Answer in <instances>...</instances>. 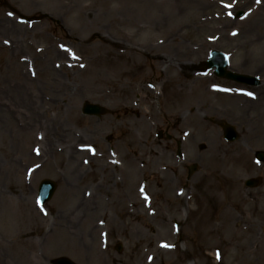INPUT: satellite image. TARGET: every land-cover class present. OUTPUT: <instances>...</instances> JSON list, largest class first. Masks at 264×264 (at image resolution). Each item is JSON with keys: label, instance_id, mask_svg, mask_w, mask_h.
Listing matches in <instances>:
<instances>
[{"label": "rangeland", "instance_id": "obj_1", "mask_svg": "<svg viewBox=\"0 0 264 264\" xmlns=\"http://www.w3.org/2000/svg\"><path fill=\"white\" fill-rule=\"evenodd\" d=\"M40 1L45 4L44 7L33 4L32 0H0V20L8 18L11 21L0 31V117L3 118L0 123V244L11 262L16 264L19 245L29 235L19 226H10L2 204V201L8 200L15 211L20 203L29 204L36 216L39 214L42 218L43 233H33L31 238L37 243L34 249H25L35 263L52 264L54 260L65 257L75 264H143L141 258L146 242L137 243L127 237L130 225L154 237L161 234V220H146L141 216L144 209L137 212L139 207H131V204L140 200L144 192L149 195L152 205L158 207L165 203L167 190L175 183L180 189L189 191L190 199L187 209L182 202L178 205L181 218L165 213L164 220L168 221L166 226L169 230L183 229L188 212L191 220L200 223L203 220L199 219L203 205L201 197L204 194L214 195L215 189L222 187L227 191L226 197L234 203L235 211L241 203L240 199L246 201L242 216L255 225L253 234L264 238V217L255 214L258 209L251 201L262 200L264 215V164L256 163L254 158L256 152L264 151V107L248 112L242 108L245 110L239 111L233 98L244 88L198 72L209 53L218 50L230 57L232 71L258 75L264 81V0H185L187 24L179 42H183L186 49L196 48L195 56L187 59L184 57L186 49L177 47L158 51L156 55L174 65L169 73L171 80L163 88L162 69V72L151 73L143 85L135 81L131 90L123 91L119 90L117 83L124 75L120 63L126 59L120 46L128 49H135V46L121 39L114 24L115 14L109 15L106 9L99 7L98 0L83 2L82 5L88 6L85 11L78 3L79 7L71 6V11L63 14L51 11L57 2L60 4L64 0ZM116 3L119 4L118 1ZM239 12L248 14L238 20ZM151 14L148 12L142 17L148 21ZM216 14L231 19L232 25L227 30L231 38L226 35L225 39H220L217 35L216 18H213ZM82 16L87 19L85 25L80 22ZM24 18L32 23H22ZM93 21L97 22L92 25ZM98 21L103 24V32L96 28ZM101 37L118 47L111 45L110 49L103 50L100 47ZM142 40L143 37H140L139 43ZM56 51L67 54V57L58 58ZM140 64L153 66L152 60L147 57L140 60ZM184 66L187 68L182 71ZM115 68L120 76L117 81ZM50 70L66 85V91L52 87L48 76ZM174 79H180L185 87L177 89ZM149 84L156 87L160 84L159 93L144 92ZM216 85L226 86L230 89L229 94H217L213 89ZM249 89L255 95L262 93L264 100V86ZM185 96L193 97L194 101L198 99L200 110L198 103L191 101V107L179 116L171 106L176 100L184 102ZM84 102L106 107L109 115L101 119L83 116L81 107ZM148 108L158 115L156 122L142 118V113ZM139 120L148 123V129L140 123L137 125ZM47 121H54V124ZM220 122H228L238 129L240 139L236 143L224 141ZM131 124L135 125L133 134L120 130V126ZM160 132L164 134L162 139L157 137ZM24 133L38 134L42 142L48 138V141L55 142V146L45 151L41 143H30L35 146L32 153L36 157L29 162L25 158V150L31 145L23 138ZM165 134L171 135L172 139L167 140ZM134 141H141V145L138 147ZM179 142L181 157L178 155ZM214 143L220 144L219 150L212 147ZM74 146L87 151L88 159L78 157L75 163L73 160L77 156L71 152ZM158 153L165 158L162 159ZM68 162L75 165L83 163L76 169L79 181L75 184L69 180ZM190 168H196L197 172L188 177ZM18 172L26 177L32 175V181L27 180L23 186ZM104 175L113 179L97 190ZM129 177L132 182H128ZM256 177L262 178V186L256 190L246 188V180ZM45 179L54 181L58 188L51 202L40 207L36 196L40 182ZM64 184L77 186L81 192L88 190V197L93 198L88 200V204L72 203L64 196ZM136 186L139 190L136 199H133V193L128 188ZM126 197H129L128 201ZM123 201L126 206L124 213L120 207ZM78 205L81 207L76 210ZM87 207L100 230L94 238L85 233L87 227L83 222ZM70 210L75 211L74 215L67 218L64 214ZM219 210V207L214 210L212 227L204 229L202 235L196 232L191 238L196 247L200 238L205 245H212L220 237L222 241L217 249L218 252L223 251L228 238L220 236ZM61 215L70 221V232L84 246L86 240L81 235L86 236L88 254L80 257L70 252L54 251L52 239L46 235H53L56 220ZM27 216L31 219L30 212ZM198 229L203 228L200 225ZM183 239L184 233L177 244L180 250L184 249ZM175 257L178 255H161L155 264H172ZM208 264L244 263L232 251L226 258L222 257L220 263L212 258Z\"/></svg>", "mask_w": 264, "mask_h": 264}, {"label": "bare ground", "instance_id": "obj_2", "mask_svg": "<svg viewBox=\"0 0 264 264\" xmlns=\"http://www.w3.org/2000/svg\"><path fill=\"white\" fill-rule=\"evenodd\" d=\"M87 0H73L72 3H70L69 0H64L60 4L57 2L55 8L51 11L55 14H63L66 12L71 11V6L73 7H79L78 3L81 4V9L85 11L88 6L82 5L83 2H86ZM99 7H103V10H107L108 14H115V21L114 24L116 25L118 29V34L120 35L121 39L125 42H128L135 46V49L131 48H124L120 46V49L123 50L122 55L125 56V61L120 63V69L124 75L122 76L119 81H117L118 72L117 68H115L116 75L115 79L117 83L120 86V91L123 90H131L135 81H137L138 85H143L144 81H146L147 77L153 73V72H162V69H164L163 76V82L162 86L164 88V85L168 82V80H171L169 77V73L171 70H173V66L170 63H168L162 56L156 55L158 51H162L165 49H171V47H177L178 49H186L183 42H179V36H181L184 33V28L186 23V4L185 0H98ZM119 2L116 3V2ZM203 1V0H202ZM32 3L43 6L44 3H42L40 0H32ZM95 5H97L96 2H94ZM202 3V2H200ZM196 4V3H195ZM105 5V6H104ZM116 5V6H114ZM209 5V4H206ZM197 7V5H196ZM198 8V7H197ZM148 12H152L151 18L146 21V18L142 17ZM149 15V14H148ZM147 15V17H148ZM213 18L215 19V23L217 24L216 31L218 32L217 35L221 39H225L226 35L229 38L232 36L230 35V31L227 33V30L229 26L232 25V21L230 18L224 16L223 14H216ZM100 20V18H99ZM0 31H3L5 25H9L11 21L8 18H2L0 20ZM102 21V20H101ZM100 21V22H101ZM80 22L82 24L87 23V19L85 17L80 18ZM97 21H93L92 25L96 23ZM98 21V25L96 26L97 30L100 32L104 31L103 24ZM204 24V23H203ZM204 26V25H203ZM140 37H143V40L141 43H139ZM161 39V40H158ZM236 39V38H235ZM102 43H100V47L103 48V50H108L111 48V45H114V47H118L116 44H113L111 42H108V40H104L102 37L101 39ZM14 45L17 44V41L14 40ZM55 46V45H53ZM59 47H57L58 50ZM197 51L196 48H187L184 52L185 58H193L195 56V52ZM55 54L58 58L63 59L67 57V54H63L62 52L56 51ZM55 54L53 56H55ZM182 55V53H181ZM180 55V56H181ZM144 57L149 58L153 62V66H147L144 64H140V60H142ZM67 59V58H66ZM183 59V57H182ZM186 60V59H183ZM136 61H139L137 63ZM187 68V66H184V68H181L182 71H184ZM48 76L50 77V82L52 83V87L55 89H60L61 92L66 91V85L59 79V76L53 72V70L48 71ZM116 81L114 82V85H116ZM177 87V89H183L185 86L183 82L180 81V79H174L173 81ZM150 86H146L144 88V92L151 91V93H159L160 87H162L160 84L156 87L152 84H149ZM264 95V94H263ZM262 94L258 97H254L249 99L248 97H240L235 96V100L237 102V107L239 110L242 108H246L247 112L248 110H253L256 108L264 107V100L261 99ZM130 99V97H129ZM184 102H181L179 100H176L173 102L171 108L175 109L179 113L182 114L183 111H186L189 107H191V101L193 100V97L188 98V96H185ZM196 102V101H194ZM132 103V101H131ZM1 105V103H0ZM200 110V106L198 105V111ZM243 111L245 109H242ZM134 111V110H133ZM181 114L179 116H181ZM197 115V114H196ZM196 117V116H194ZM193 117V118H194ZM142 118L148 119L149 122H156L158 120V115L152 111V109L148 108L144 113H142ZM3 118L0 117V123H2ZM261 118L259 119V121ZM50 122L51 125H53L54 121H47V123ZM47 123L45 122L44 125L47 126ZM141 124L142 126L146 127L148 129L149 124L145 123L141 120H139L138 124ZM40 126V128H42ZM135 125H122L120 126V130H125L129 133V135L133 134V129ZM49 129V127L47 126ZM2 129V125H0V131ZM49 133V132H48ZM147 136L149 135V131L146 132ZM23 138L29 145L30 143H34L36 145L42 144L45 148V151L48 149H51L55 146V142L48 141V138L45 139L44 142H42L38 136V134L34 133H24ZM141 141H134V144H136L138 147ZM31 145L29 148L25 150V158L29 162H33L35 160L36 155L32 153L35 146ZM213 148L216 150L220 149V144L214 143ZM72 149V154L77 156L75 160H73L75 163L78 160V157L80 159H88L86 158V155L88 154L87 151H81L77 146H75ZM67 150V149H65ZM98 151H95V154H97ZM152 153V152H151ZM46 154V152H45ZM155 154V152H153ZM159 154V153H158ZM35 156V157H34ZM159 156L164 159L165 156L159 154ZM157 159V157H155ZM73 162H68V176L69 180H71L74 184L75 182H78L77 179L78 172H76V169H79L82 164L79 163V165H75ZM75 167V170H74ZM19 173V172H18ZM104 173H106L104 171ZM34 177V175H33ZM19 179L20 183L25 186L26 185V176L25 174L19 173ZM112 180V176L104 175L102 177V182L99 186L96 187V189H102L104 188L103 184L108 182V180ZM132 182V178L129 177L128 182ZM170 183V182H168ZM169 185V184H167ZM174 186L167 190V195L165 197V203L155 207L149 202V196L146 195L144 192L143 198H141L138 201H134L131 204V207L137 206L139 207L137 209V212L144 209L143 214L141 216L145 217L148 221H157L161 220L160 226V232L161 234H157L156 236L152 237L149 236L147 232H143L141 229H139L135 225H130L128 236L130 240H136L137 243H142L143 241L146 242L145 249H144V256L141 258V261L143 264H155L157 257H160L161 255H165L168 257H172L175 254H177L180 259H176L173 261L172 264H208L210 259H215L218 263L221 262L220 255L216 253L217 245L222 241L219 238L215 239L214 243L212 245H205L203 242V239L200 238L199 242L200 244L198 247L197 245L193 244L191 241V238L197 234L196 232H199V234L202 235V231L205 229H209L213 225V213L216 207L220 208L219 212V231L220 236L226 235V238H228V241L225 242L223 246L222 256L223 258L228 255L232 251H235L237 253V257L240 259L242 263L246 264H264V238L263 236L253 234V229H255V225L252 224L248 218L243 217L244 215V204L246 201L240 199L241 203H239L238 209L235 211L234 203L230 201L226 195L227 191L224 189L222 190V187L215 189L214 195L211 194H204L201 197V201L203 203L202 205V215L199 219H202V221L194 222L191 220L190 212H188V215L185 220V225L183 229H180L178 231H172L169 230L166 224H168V221H165V213L169 212L170 214L174 215L175 218H181V214H178L180 211L179 204L182 202L183 207H186L189 204L190 199V193L189 191H183L180 189V186L175 183ZM237 189V192L241 194ZM138 186L134 188H128L129 192L133 193V199H136ZM63 193L65 198L70 199L72 203L75 201H78V203L88 202V200L92 199L93 197H88V190L79 191L77 186L70 185V184H64L63 186ZM223 194L225 199H223ZM236 195V192H235ZM2 194L0 195V197ZM241 198V197H239ZM127 201L129 200V197H126ZM171 200V202H170ZM185 200V202H184ZM251 201L254 202V205L258 209L255 214L258 217H264L262 213V200L261 199H251ZM22 202V201H21ZM2 204L5 206L3 211L6 213V218L10 222V226H19L21 231L27 232V235H29V238H26L23 240V243H21L20 249L18 251V255L16 258V264H41V263H35V260L26 252L25 249H34L36 243L31 238V235L33 233H37V235H41L42 228L41 224H43L41 216L38 214V217L35 214V210L30 208L29 204H19L18 210H14V206L11 204V202L8 200L7 202L2 201ZM88 204V203H87ZM81 206L78 205L76 210L80 208ZM122 209V213H124V207L125 202H122V205L120 206ZM189 207V206H188ZM187 209V207L185 208ZM89 207H87L86 210V218L84 220V225L87 227L85 233L88 236H92L94 238L98 236L99 234V228L96 226L95 218L93 213L89 212ZM240 210V211H238ZM133 211V210H132ZM187 211V210H186ZM28 212L31 213V219H28L30 217L27 216ZM73 210H70L69 213H65L64 215L67 216V218L74 215ZM131 212V211H130ZM127 213V212H126ZM187 213V212H186ZM61 215L59 219L56 220L55 224V231L52 234H47V238L52 239L53 243V249L55 252H70L72 254L82 256L84 254H88L87 250V244L88 239L84 234L81 236L86 240L85 246L82 244L78 237L72 235L69 228L70 221L67 220V218ZM162 217L158 219L159 217ZM191 218V219H190ZM201 225L203 228L202 230L198 229V227ZM200 230V231H199ZM52 231V230H51ZM184 231V232H182ZM251 232V233H250ZM184 233V249L180 250L177 247L178 242L181 239V236ZM136 237H138L136 239ZM164 245H168L165 247ZM85 248V249H84ZM0 264H13L11 262V259L9 255L4 251L2 245L0 244Z\"/></svg>", "mask_w": 264, "mask_h": 264}, {"label": "water", "instance_id": "obj_3", "mask_svg": "<svg viewBox=\"0 0 264 264\" xmlns=\"http://www.w3.org/2000/svg\"><path fill=\"white\" fill-rule=\"evenodd\" d=\"M227 64L226 62L222 60V55L219 53H214L213 54V59L210 62V64H208V67L211 69L213 67H216L218 70L216 72V74L218 76H227V78H230L232 80H236V81H254L253 78H246V77H242V76H238L232 73H227L225 72V68H226ZM84 113L85 114H90V115H104L106 114V110L99 107V106H94V105H90V104H86L84 106ZM230 140H235L233 136L230 137ZM260 158L262 160H264V155H260ZM258 181L255 180H250L247 185L250 187H255L257 186ZM56 189V185L50 181H45L42 186H41V192L43 194V201L42 202H47L51 199V197L54 194V191ZM55 264H73L71 261L67 260V259H59L55 262Z\"/></svg>", "mask_w": 264, "mask_h": 264}, {"label": "snow or ice", "instance_id": "obj_4", "mask_svg": "<svg viewBox=\"0 0 264 264\" xmlns=\"http://www.w3.org/2000/svg\"><path fill=\"white\" fill-rule=\"evenodd\" d=\"M249 95H251V93H249ZM165 247H167L168 245H164Z\"/></svg>", "mask_w": 264, "mask_h": 264}]
</instances>
